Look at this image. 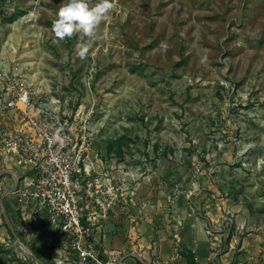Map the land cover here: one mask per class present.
Here are the masks:
<instances>
[{
  "label": "rangeland",
  "instance_id": "1",
  "mask_svg": "<svg viewBox=\"0 0 264 264\" xmlns=\"http://www.w3.org/2000/svg\"><path fill=\"white\" fill-rule=\"evenodd\" d=\"M67 2L0 0V67L102 110L96 146L122 191L108 238L152 251L156 229L185 251L193 230L207 264H264V0H115L93 39L58 40ZM0 264L37 263L3 249Z\"/></svg>",
  "mask_w": 264,
  "mask_h": 264
},
{
  "label": "built area",
  "instance_id": "2",
  "mask_svg": "<svg viewBox=\"0 0 264 264\" xmlns=\"http://www.w3.org/2000/svg\"><path fill=\"white\" fill-rule=\"evenodd\" d=\"M100 112L95 101L41 90L23 71L0 67V123L8 113L19 123L0 125V213L7 227L0 251L20 250L37 264H155L136 250L109 248L101 237L122 191L96 146ZM36 244L43 246L40 257L30 250Z\"/></svg>",
  "mask_w": 264,
  "mask_h": 264
},
{
  "label": "clouds",
  "instance_id": "3",
  "mask_svg": "<svg viewBox=\"0 0 264 264\" xmlns=\"http://www.w3.org/2000/svg\"><path fill=\"white\" fill-rule=\"evenodd\" d=\"M116 6L115 0H99L94 5L90 4V0H68L59 8L52 31L58 40L71 39L76 34L91 40L99 26L110 19V13ZM161 47L166 50L163 42ZM87 52L88 44H81L80 56L84 57ZM54 264H63V261L57 259Z\"/></svg>",
  "mask_w": 264,
  "mask_h": 264
},
{
  "label": "crops",
  "instance_id": "4",
  "mask_svg": "<svg viewBox=\"0 0 264 264\" xmlns=\"http://www.w3.org/2000/svg\"><path fill=\"white\" fill-rule=\"evenodd\" d=\"M107 222L105 223L103 228L105 232H102L104 233L103 240L105 245L109 248L120 249L123 251L135 250L134 247L138 246V244L133 245L130 244L129 242L124 243L121 240L117 241L116 238L117 235H112L114 239H112V237L108 238L106 231L110 230L111 229L110 227L112 226L110 223L108 224ZM149 235H152L153 237L156 238L154 241L155 247L154 249H152V251L150 250L151 252L156 253L157 258H159V259L153 258L155 264H187L186 259L179 253V249L173 248L171 244H169L167 238H164L165 236L163 235H165V233L163 231L152 229L149 232ZM194 236H195V232L193 230H190L189 232L187 231L186 235L184 237L182 236V238H184L185 241L184 246L180 248L181 249L186 248L192 250L195 254L197 264H207V257L204 254V251L207 248V246L208 247L210 246L209 240L204 238L200 239L198 237L193 239ZM140 251H142L141 253L144 256L146 255L147 252H150L148 248H145L144 250L141 249Z\"/></svg>",
  "mask_w": 264,
  "mask_h": 264
},
{
  "label": "trees",
  "instance_id": "5",
  "mask_svg": "<svg viewBox=\"0 0 264 264\" xmlns=\"http://www.w3.org/2000/svg\"><path fill=\"white\" fill-rule=\"evenodd\" d=\"M179 253L186 259L187 264H197L195 254L192 250L190 249L185 251L179 250Z\"/></svg>",
  "mask_w": 264,
  "mask_h": 264
}]
</instances>
